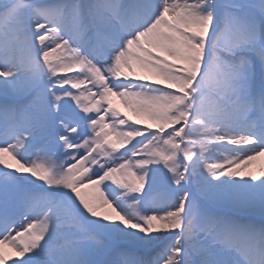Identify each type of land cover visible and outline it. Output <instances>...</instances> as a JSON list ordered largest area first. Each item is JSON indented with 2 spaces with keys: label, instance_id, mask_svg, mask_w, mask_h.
Segmentation results:
<instances>
[{
  "label": "snow or ice",
  "instance_id": "obj_1",
  "mask_svg": "<svg viewBox=\"0 0 264 264\" xmlns=\"http://www.w3.org/2000/svg\"><path fill=\"white\" fill-rule=\"evenodd\" d=\"M262 156L264 0H0V264H264Z\"/></svg>",
  "mask_w": 264,
  "mask_h": 264
},
{
  "label": "rangeland",
  "instance_id": "obj_2",
  "mask_svg": "<svg viewBox=\"0 0 264 264\" xmlns=\"http://www.w3.org/2000/svg\"><path fill=\"white\" fill-rule=\"evenodd\" d=\"M141 74H145V73H141ZM209 104L212 103V98L210 97L209 98ZM113 103L116 107H119L121 113H125L127 114L128 116H131L133 120H136L138 119V117H136L121 101L118 97H113ZM117 130H127L126 128H124L123 126H121L120 129H117ZM130 145H126V147H129ZM219 154V153H218ZM224 156H227L229 155L228 152H223L222 153ZM208 163H214L216 162L215 160H208L207 161ZM154 199L157 200L158 202L159 201H162L164 199V193L163 192H158V193H154Z\"/></svg>",
  "mask_w": 264,
  "mask_h": 264
},
{
  "label": "bare ground",
  "instance_id": "obj_3",
  "mask_svg": "<svg viewBox=\"0 0 264 264\" xmlns=\"http://www.w3.org/2000/svg\"><path fill=\"white\" fill-rule=\"evenodd\" d=\"M261 169H264V156L258 157L256 160L251 161L249 164L248 170L259 172Z\"/></svg>",
  "mask_w": 264,
  "mask_h": 264
}]
</instances>
